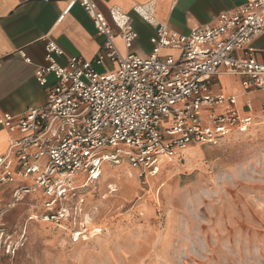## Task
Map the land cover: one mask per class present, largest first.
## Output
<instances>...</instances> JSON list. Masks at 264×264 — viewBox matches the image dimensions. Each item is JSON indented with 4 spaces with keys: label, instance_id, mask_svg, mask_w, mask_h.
I'll return each instance as SVG.
<instances>
[{
    "label": "built area",
    "instance_id": "obj_1",
    "mask_svg": "<svg viewBox=\"0 0 264 264\" xmlns=\"http://www.w3.org/2000/svg\"><path fill=\"white\" fill-rule=\"evenodd\" d=\"M74 4L104 37L103 50L90 60L71 56L47 37L44 63L34 71L36 82L47 87L46 103L0 114V125L11 134L0 155V188L13 186V203L42 192L43 218L58 220L66 214V183L77 171L93 181L104 165L126 162L139 176L155 175L163 161L182 164L189 145L213 144L234 130L246 133L254 117L238 109L237 95L210 91L222 68L244 78V91L263 94L264 112V60L252 47L264 32V0H246L187 34L157 20L153 2L137 5L133 11L155 29L146 56L122 55L115 45L117 35L127 48L138 36L129 14L110 7L107 19L93 0H67L58 20ZM164 49L176 54H162ZM104 60L115 66L97 71ZM245 107L251 109V99Z\"/></svg>",
    "mask_w": 264,
    "mask_h": 264
},
{
    "label": "rangeland",
    "instance_id": "obj_2",
    "mask_svg": "<svg viewBox=\"0 0 264 264\" xmlns=\"http://www.w3.org/2000/svg\"><path fill=\"white\" fill-rule=\"evenodd\" d=\"M262 101L255 91L253 109ZM248 129L189 145L155 175L77 171L58 220L43 218L42 192L13 203L0 188V264H264V112Z\"/></svg>",
    "mask_w": 264,
    "mask_h": 264
},
{
    "label": "crops",
    "instance_id": "obj_3",
    "mask_svg": "<svg viewBox=\"0 0 264 264\" xmlns=\"http://www.w3.org/2000/svg\"><path fill=\"white\" fill-rule=\"evenodd\" d=\"M100 12L109 19L108 9L116 7L126 12L132 19V26L138 36L132 46L127 48L117 35L115 45L120 53L148 55L152 50L150 37L155 29L133 8L137 5L153 2L154 17L166 24L173 31L187 34L198 24L210 23L215 17L227 10L244 4L246 0H93ZM67 5V0H0V114L8 112L13 115L22 113L28 107H40L47 101V87L41 86L34 77L35 69L44 63L45 40L47 37L56 40L68 55H79L85 59L93 58L103 49L104 37L95 29L93 20L78 5L74 4L61 20L60 12ZM257 60H264V32L252 40ZM29 58L24 60L20 52ZM162 54L175 55L173 50L164 49ZM64 63V57H57ZM106 62L97 67L108 71ZM222 72L212 77L211 93L237 95V107L244 113L255 117L259 109H248L245 103L255 91H244L241 82L243 77ZM52 77H49V82ZM263 112V111H262ZM8 130L0 125V155L6 151L10 137Z\"/></svg>",
    "mask_w": 264,
    "mask_h": 264
},
{
    "label": "bare ground",
    "instance_id": "obj_4",
    "mask_svg": "<svg viewBox=\"0 0 264 264\" xmlns=\"http://www.w3.org/2000/svg\"><path fill=\"white\" fill-rule=\"evenodd\" d=\"M238 108H239V107H238ZM101 173H102V171H101ZM100 175H101V174H100ZM74 176H75V175H74ZM74 176H73V178H74ZM85 181H89V180H87V179L84 178V182H85ZM72 182H73V180H72ZM67 185H68V184H67ZM84 185H88V184H87V183H84Z\"/></svg>",
    "mask_w": 264,
    "mask_h": 264
},
{
    "label": "snow or ice",
    "instance_id": "obj_5",
    "mask_svg": "<svg viewBox=\"0 0 264 264\" xmlns=\"http://www.w3.org/2000/svg\"><path fill=\"white\" fill-rule=\"evenodd\" d=\"M95 163H96V164H99V163H100V161H99V160H97V161H95ZM95 175H97V176H98V175H99V173H95Z\"/></svg>",
    "mask_w": 264,
    "mask_h": 264
}]
</instances>
